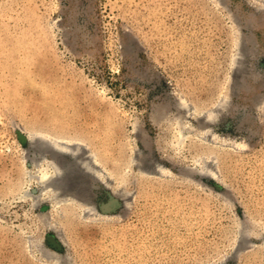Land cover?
Segmentation results:
<instances>
[{"label": "rangeland", "instance_id": "obj_1", "mask_svg": "<svg viewBox=\"0 0 264 264\" xmlns=\"http://www.w3.org/2000/svg\"><path fill=\"white\" fill-rule=\"evenodd\" d=\"M0 264H264V0H0Z\"/></svg>", "mask_w": 264, "mask_h": 264}, {"label": "bare ground", "instance_id": "obj_2", "mask_svg": "<svg viewBox=\"0 0 264 264\" xmlns=\"http://www.w3.org/2000/svg\"><path fill=\"white\" fill-rule=\"evenodd\" d=\"M41 142L43 144H45L49 149H55L56 151L60 152L62 154V152L64 153V148L68 149L69 146H67L66 148V142L63 140H41ZM78 145V144H77ZM67 151V150H66ZM54 180L60 181L61 180V176L60 175H50L48 172H43L42 176L40 178V184L42 186H44V188L47 186H52L51 182H53ZM60 183V182H59ZM55 186V185H54ZM47 188V187H46Z\"/></svg>", "mask_w": 264, "mask_h": 264}]
</instances>
